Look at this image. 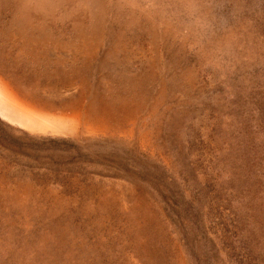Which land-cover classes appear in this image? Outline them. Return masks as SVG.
Listing matches in <instances>:
<instances>
[{
  "label": "rangeland",
  "instance_id": "1",
  "mask_svg": "<svg viewBox=\"0 0 264 264\" xmlns=\"http://www.w3.org/2000/svg\"><path fill=\"white\" fill-rule=\"evenodd\" d=\"M0 264H264V0H0Z\"/></svg>",
  "mask_w": 264,
  "mask_h": 264
}]
</instances>
